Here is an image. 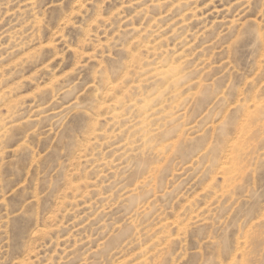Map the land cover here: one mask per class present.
I'll return each instance as SVG.
<instances>
[{
  "label": "rangeland",
  "instance_id": "1",
  "mask_svg": "<svg viewBox=\"0 0 264 264\" xmlns=\"http://www.w3.org/2000/svg\"><path fill=\"white\" fill-rule=\"evenodd\" d=\"M0 264H264V0H0Z\"/></svg>",
  "mask_w": 264,
  "mask_h": 264
}]
</instances>
